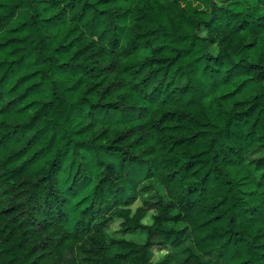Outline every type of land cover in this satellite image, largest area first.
I'll return each mask as SVG.
<instances>
[{"label":"trees","instance_id":"trees-1","mask_svg":"<svg viewBox=\"0 0 264 264\" xmlns=\"http://www.w3.org/2000/svg\"><path fill=\"white\" fill-rule=\"evenodd\" d=\"M0 264H264V0H0Z\"/></svg>","mask_w":264,"mask_h":264},{"label":"rangeland","instance_id":"rangeland-1","mask_svg":"<svg viewBox=\"0 0 264 264\" xmlns=\"http://www.w3.org/2000/svg\"><path fill=\"white\" fill-rule=\"evenodd\" d=\"M218 2H220L221 0H217ZM81 157H77L74 160V164L73 167L70 168L69 165H67L64 173L61 176L60 179V185L62 187V189H64L65 187H68L71 183V177L73 176L76 167L78 165L79 162H82L85 167L86 170V175L89 178V182L86 185L85 188L81 189L78 191L76 197H70L69 194H67V199H68V205H67V213H68V218L70 220V222L72 221V219L75 217V212L77 210L78 204L77 202L85 199L88 195H89V189L91 184L93 183L94 178L96 177L97 174V169H95L94 165H93V157L90 153H81ZM85 155V157L83 156ZM70 158L67 161V164L70 162ZM137 205H139V203H136ZM134 205V207H136L137 205ZM67 226H69V224H67Z\"/></svg>","mask_w":264,"mask_h":264}]
</instances>
